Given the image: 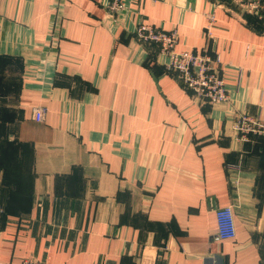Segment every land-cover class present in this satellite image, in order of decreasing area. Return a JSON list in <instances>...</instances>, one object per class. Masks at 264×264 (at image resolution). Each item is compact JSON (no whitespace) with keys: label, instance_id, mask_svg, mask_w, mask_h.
<instances>
[{"label":"crops","instance_id":"obj_1","mask_svg":"<svg viewBox=\"0 0 264 264\" xmlns=\"http://www.w3.org/2000/svg\"><path fill=\"white\" fill-rule=\"evenodd\" d=\"M107 1L0 0V261L264 264V135L231 129L234 110L264 119V20L136 0L114 21ZM137 23L216 55L230 101L198 104Z\"/></svg>","mask_w":264,"mask_h":264},{"label":"built area","instance_id":"obj_2","mask_svg":"<svg viewBox=\"0 0 264 264\" xmlns=\"http://www.w3.org/2000/svg\"><path fill=\"white\" fill-rule=\"evenodd\" d=\"M136 0H108L104 6L107 17L118 21L126 14ZM234 8L243 15H253L264 20V0H231ZM214 23L213 15L208 16L205 35L210 38V30ZM135 40L140 44L153 45L166 62V72L173 73L182 87L189 91L200 105L224 104L230 101V93L221 77V67L216 55L208 50L202 53L178 52L174 50L177 42V31L163 29L137 23L133 29ZM43 109H34L33 118L42 120ZM231 129L240 140H247L249 135H264V119L247 113L233 111ZM216 231L214 240H229L235 237L234 216L231 206L218 207L214 211ZM3 211L0 208V221ZM0 264H49L27 258L20 262H1Z\"/></svg>","mask_w":264,"mask_h":264}]
</instances>
